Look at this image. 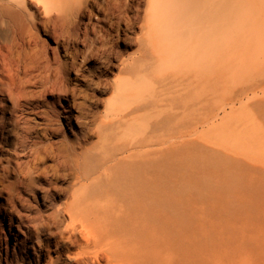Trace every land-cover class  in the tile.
<instances>
[{
    "label": "rangeland",
    "instance_id": "374dc122",
    "mask_svg": "<svg viewBox=\"0 0 264 264\" xmlns=\"http://www.w3.org/2000/svg\"><path fill=\"white\" fill-rule=\"evenodd\" d=\"M35 1L41 14L48 6L42 16L49 27L40 26L29 7L30 31L2 20L0 58L35 77L41 101L56 102L58 89L71 87L77 130L70 132L61 119L54 123L53 146L61 150L71 141L74 156L63 166L47 154L49 176L25 192L27 213L41 221L56 211L63 228L67 201L80 203V210L93 202L83 221L96 240L91 256L122 251L132 264L158 258L170 264H264V66L256 69L249 103L250 143L235 129L232 25L206 26L209 36L219 37L207 54L198 46L177 48L168 27L162 31L183 0ZM259 46L264 52V41ZM105 107L115 109L110 121Z\"/></svg>",
    "mask_w": 264,
    "mask_h": 264
},
{
    "label": "bare ground",
    "instance_id": "6f19581e",
    "mask_svg": "<svg viewBox=\"0 0 264 264\" xmlns=\"http://www.w3.org/2000/svg\"><path fill=\"white\" fill-rule=\"evenodd\" d=\"M31 1L37 3L35 0ZM160 1L166 4L170 2V0L167 2L165 0ZM171 3L168 4L169 6L167 5V9L173 5ZM33 4L30 0H0V24H5L1 22L7 19L23 31H30L26 17L35 16L34 19L40 26L48 28L49 20L44 19L45 15L47 16L44 11L47 12L48 6L44 4L45 10L41 9L45 14L43 17L40 9ZM161 5L160 7H162ZM27 7L34 16L26 11ZM51 7L53 6L50 5L49 9ZM229 7L232 10L227 13L225 9ZM53 9L52 11H55ZM177 13L172 15L167 12L166 15L172 16H167L170 22L164 26L167 24L168 26H163L164 29L162 27V31H166L165 29L168 27L165 33L169 31L177 48L184 47V45L186 47L198 46L205 48V52L208 54L207 49L212 43L217 42L219 37L212 38L209 36L206 32V26L217 25L220 24V21H225L234 28L236 37L230 53L235 69L234 84L237 87V101L239 103L235 116V129L241 140L253 142L255 138L245 132H247L246 129L250 130L249 123L252 115L249 111V103L254 96L252 89L255 85L256 69L264 66V52L259 46L264 41V0H183V4L177 7ZM183 15L186 17L187 25L180 20V17H184ZM32 24L34 23L32 22ZM179 32L182 34L180 35ZM167 36L169 35L167 34ZM207 54L201 55L204 60H206ZM201 56L199 57L200 60H202ZM0 59L2 60V58ZM3 61V64L0 63V264H132L130 261L125 262L120 255L123 253L122 251H119L121 257L114 254L113 251L105 256L98 254L91 256L96 240H93L94 237L86 229L83 221L89 214L87 210L89 205H92L93 202H88L89 207L86 204L85 208L80 210L77 208L80 203L76 202L75 207L73 202L68 203L69 201H67L66 205L71 204L67 206L69 220L66 221L67 223L63 228L60 227L59 214L56 211L49 213L41 221L27 213L28 199L25 192L49 176L48 168L44 164L47 154L51 153L56 156L59 161H62L63 166L74 156L75 144L73 142L67 141L66 146L61 150L56 149L51 142V136L55 131L54 123L60 122L59 119L70 132L77 130L72 121V108L75 105L74 95L71 87L66 84L58 89L57 103L55 101L51 103L45 100L41 101V96L34 90L33 85L38 83L35 77H29L26 71L20 73L19 67L14 68L11 65H5ZM180 73L186 74L182 71ZM40 80L43 85L47 83L46 79ZM243 84L247 85L245 89H243ZM41 87L47 88L46 85ZM262 89L264 92V88ZM117 98L120 103L127 104L124 96L118 95ZM60 100H64L65 103H61ZM54 103L59 106V109L54 107ZM105 109V119L110 121L111 117L114 116L115 109L114 107H105ZM105 138L107 137L105 136ZM107 140L104 139V142L106 141L104 144L110 148L111 141L108 142ZM103 146L105 147V145ZM110 149L112 150V148ZM101 157L103 161L105 158H109V156L103 158V155ZM116 162L121 164L118 160ZM111 166H109L110 169L113 168ZM116 166L114 165V167ZM51 170L55 172L58 169L55 165L51 167ZM105 171L106 169L103 173ZM83 179L86 180L87 177L83 175ZM88 180L90 181L91 178ZM89 181H87L85 189L91 185L88 183ZM79 185H77V189L82 187L78 188ZM71 191L74 193V190ZM79 192L76 190V193ZM82 192L84 191H81L80 194ZM86 193L84 194L86 195ZM72 196L71 199H74ZM80 200L79 202H81ZM69 207L71 208L69 209ZM89 229L92 230L93 228L90 227ZM108 240L106 242H110L111 239ZM143 261L145 260L143 259ZM153 264H170V262L158 258Z\"/></svg>",
    "mask_w": 264,
    "mask_h": 264
}]
</instances>
